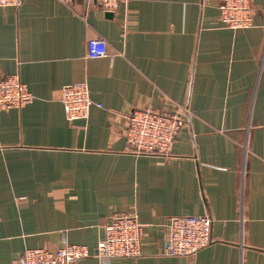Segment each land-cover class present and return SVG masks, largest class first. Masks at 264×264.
<instances>
[{
  "label": "crops",
  "instance_id": "1",
  "mask_svg": "<svg viewBox=\"0 0 264 264\" xmlns=\"http://www.w3.org/2000/svg\"><path fill=\"white\" fill-rule=\"evenodd\" d=\"M219 1L0 6V77L18 74L33 95L0 110V264L32 247L93 251L103 224L128 213L142 224L138 256L71 264H264V0H251L252 25L236 29ZM94 37L107 56L87 57ZM78 82L94 104L69 120L62 87ZM134 107L185 115L167 157L128 149ZM176 215L212 219L194 256L168 254Z\"/></svg>",
  "mask_w": 264,
  "mask_h": 264
},
{
  "label": "built area",
  "instance_id": "2",
  "mask_svg": "<svg viewBox=\"0 0 264 264\" xmlns=\"http://www.w3.org/2000/svg\"><path fill=\"white\" fill-rule=\"evenodd\" d=\"M23 0H0V6L18 8ZM70 2L71 0H60ZM103 10H115L127 0H97ZM221 22L232 29L252 25L251 0H220L217 5ZM87 57L98 58L109 54L103 38L87 39ZM33 95L18 74L0 77V110L21 108L30 103ZM61 101L69 120L86 118L93 103L85 82L62 87ZM95 105L100 106L99 103ZM188 114V113H187ZM123 136L128 149L135 154L167 157L174 138L186 121L179 110H157L134 107L125 117ZM209 215H176L165 223L168 254L194 256L211 241ZM103 236L93 251L84 244H64L55 249L32 247L24 249L15 264H71L77 259L95 255L132 258L140 254L142 224L135 213L113 214L103 224Z\"/></svg>",
  "mask_w": 264,
  "mask_h": 264
}]
</instances>
